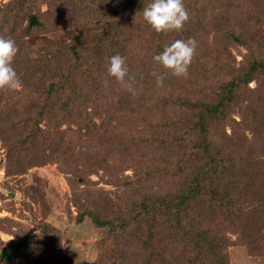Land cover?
Returning <instances> with one entry per match:
<instances>
[{
    "label": "trees",
    "instance_id": "1",
    "mask_svg": "<svg viewBox=\"0 0 264 264\" xmlns=\"http://www.w3.org/2000/svg\"><path fill=\"white\" fill-rule=\"evenodd\" d=\"M142 1L144 3L140 6ZM147 1L131 0L123 9L113 10L111 14L109 11L100 12L101 15H96V18H91V12L83 8L73 25L75 30L66 32L65 27L64 30L59 27L55 37L47 40L48 49L44 54L27 49L22 36L12 35V39L21 41L23 47L16 53L27 69L17 74L21 75V81L26 79L41 86L42 90L37 92L33 106H40L49 116L52 126H48V131L59 133L58 136H44V151L39 156L41 162L58 160V148H64L66 154L73 152L74 147H70L73 138L80 139L83 132L90 133L97 126L92 120V113L102 115L105 120H102L100 127L106 125L110 129L109 122L113 116H110L112 96L107 87V82H110L108 78L113 80V84L118 82L125 86L114 76L103 78L94 64L104 55H109V58L116 54H110L107 50H113L117 42L121 46L125 42L128 44L131 37L140 34L145 27L129 23L133 28L130 30L128 27L127 39L121 41L122 35L118 37L115 33L119 25L113 20L116 16L120 23L125 18L127 25L134 14H142ZM216 1L219 2L198 0L196 3L203 8ZM136 3L138 10H131ZM22 5L21 0L0 4V32L5 28L12 31L16 24L19 25L18 21L24 19L28 23L22 29V34L39 24L44 26L42 18L32 15L27 6ZM213 15L210 19L205 18L203 26L214 25V30L218 31L228 19L223 18L222 14ZM32 16L35 20L30 24ZM188 16L179 30L158 32L160 51L177 39L192 37L196 40L186 76L173 75L171 69L153 61L155 67L149 69L139 65L135 78L129 80L128 73L125 77L127 83L133 81L132 84L138 88L143 83L146 92L153 90L159 93L163 104H169L180 112L181 118L173 122L175 129L172 133H167L164 126H169L161 123L156 125L158 127L151 135L143 136V141L139 143L142 147L151 148L155 157L157 150L167 153L172 149L177 154L171 155L172 167L157 168L153 162V168L144 166L135 169L134 176L127 177L129 179L125 185L131 186L128 187L127 196L133 197L134 201L139 200L138 206L131 203L127 210L117 208L118 212L109 213L115 218L103 213L105 207L98 200L83 204L78 202L85 208L78 221L87 215L94 224L106 228L108 234L103 243L110 241L118 247L119 256L124 261L121 264H158V261L160 264H227L226 250L230 240L226 232L237 233V236L244 238L254 233V227L260 220L264 225L259 215L263 210L253 208L251 197L246 199L248 192L264 190V53L256 54L252 46L241 38L238 42L247 50L242 63H236L230 53L227 54L226 48H220L219 41L214 44L218 48H212L213 53L209 52L208 57L207 54H198L199 43L195 36L202 27V19L199 14L189 13ZM102 19L105 21L102 22ZM144 25L149 27L146 22ZM230 33H224L228 41L235 37ZM0 35L4 36L2 33ZM146 40L143 38V42ZM95 52L98 57L93 54ZM157 71L163 76L161 85L155 82ZM252 81L255 85L250 87ZM112 90L116 88L112 86ZM233 110L238 114V120L232 116ZM64 118L75 121L76 130L59 128L58 132L53 120L62 124L67 121L62 120ZM118 127L111 126L112 131ZM227 128L230 129L229 133L226 132ZM107 133L105 129L99 135L104 137ZM37 137V134H32L31 146L38 142ZM22 142L28 144L25 139ZM103 149L105 151L106 146ZM10 151L14 159L15 143L10 146ZM77 154L84 155V158L72 162L81 171L103 165L104 159L113 157L93 156L80 150ZM30 157L33 158L29 160L25 155L23 159L34 163L37 156ZM23 159L15 161L19 165L24 163ZM112 177L113 184L119 183L115 174ZM78 179L83 181L82 176ZM125 251L128 255L124 254ZM111 263L116 264L114 261Z\"/></svg>",
    "mask_w": 264,
    "mask_h": 264
},
{
    "label": "rangeland",
    "instance_id": "2",
    "mask_svg": "<svg viewBox=\"0 0 264 264\" xmlns=\"http://www.w3.org/2000/svg\"><path fill=\"white\" fill-rule=\"evenodd\" d=\"M129 1L131 0H21L24 5L22 6H27L28 12L43 19L44 26L39 24L22 34V29L28 23V20L24 19L18 21L19 25L16 24L12 31L5 28V31L0 33L4 34L2 37L5 38L20 35L24 38V46L27 49L44 54L48 49L47 40L55 37L59 27H62V30L65 27L66 32L75 30L73 25L83 8L91 12V18H96V15H101L100 12L109 11L111 14L113 10L123 9ZM197 1L182 0L188 14H199L202 19V27L195 36L199 43V49L196 51L198 54H207L208 57L209 52L213 53L212 48H218L214 44L219 41L220 48H226L227 54L230 53L236 63H242L247 50L238 42L241 38L245 39L244 42L248 46H252L256 54L264 53V0H219L203 8H200ZM11 2L12 0H0L3 5ZM149 2L150 0L146 4ZM142 3L144 2L142 1L140 6ZM137 7L138 3L133 5L131 10ZM213 14H222L223 18L228 19L218 31L214 30V25L203 26L206 19H210ZM115 19L114 23L119 25L115 33L118 37L122 35L121 41H126L128 27L130 30L133 28L129 23L136 27H145L140 30L139 35L131 37L128 44H122L123 48L117 42L113 45L114 51L107 50L110 54L119 53L124 58L128 55L125 60L128 77H136L139 65L149 69L155 67L152 57L161 52L158 44L159 33L150 25L146 28L148 25H144L142 14H134L132 21H128L127 25L125 18L120 23L118 17L115 16ZM104 21L102 19V22ZM226 31H230L235 37L226 40ZM143 38L147 40L143 42ZM12 40L17 49L21 50V41H15L14 38ZM93 54L99 56L96 52ZM96 56L93 58L96 59ZM108 56L104 55L103 59L94 64L103 78L110 76L107 72ZM11 66L16 73L27 70L18 58V53L13 56ZM157 75L161 74L157 71ZM17 76L20 81L18 88H0V264H112L111 261L121 264L124 261L119 256L118 247L113 246L110 241L103 243L108 230L94 224L92 218L87 215L78 221L80 215L85 213V208L80 203L98 200L97 202H102L105 207L103 213L110 218H115L109 213L118 212L117 208L127 210L131 203L137 207L139 200L134 201L133 197L127 196L128 187L131 188L125 185V181L129 179L127 177L134 176L138 167L153 168V162L157 168L170 169L173 163L171 155H177L172 149L167 153L157 150L155 157L151 148L142 147L139 143L143 141V136L151 135L158 127L156 125L161 123L169 126H164L167 133H172L175 129L173 122L181 118L180 112L169 104H163L159 93L156 94L153 90L144 91L143 83H140L138 88L132 81V87L136 90L133 95L127 88L118 82L113 84V80L108 78L110 82H107V87L112 96L110 116H113L109 122L110 129L106 128V125L100 127L104 117L92 113V120L97 126L90 133L83 132L80 139L73 138L70 145L74 147L73 152L66 154L64 148H58V160L41 162L39 156L44 151V136H58L59 133L55 130L48 131V126H52L48 120L49 116L40 106H33L38 97L37 92L42 90L41 86L26 79L21 81V75ZM254 85L253 81L249 83L250 87ZM112 86L116 88L115 91ZM177 91L178 89L174 92L175 96ZM235 110L231 114L238 120L239 116ZM62 120L67 121L61 124L53 120L58 132L59 128L76 130L75 121L66 118ZM113 125L119 127L112 131ZM105 129L108 135L102 137L99 134ZM229 130L227 128L226 132L229 133ZM32 134L38 135V142L33 146L29 144ZM24 139L28 144L22 142ZM12 143L16 144L14 159L10 151ZM103 146L107 148L105 151ZM78 150L89 152V155L93 156L113 157L104 159L103 165L87 167L81 171L72 162L75 159L79 162L84 158L83 153L77 154ZM25 155L29 160L33 158L31 155L37 156L34 159L36 161L32 163L27 158L23 159ZM21 158L24 163L18 165L15 160L20 161ZM106 165L110 167L107 168ZM114 174L119 183H112ZM79 176L83 177L82 182L78 179ZM250 197L253 199V208L263 210L259 215L264 220V190L250 191L246 199ZM259 199L263 204H258ZM260 223L255 225L254 233L244 238L237 236V233L226 232L230 240L226 250L227 264H264V225L262 220ZM126 251L128 253V250ZM126 251L124 254L128 255Z\"/></svg>",
    "mask_w": 264,
    "mask_h": 264
},
{
    "label": "clouds",
    "instance_id": "3",
    "mask_svg": "<svg viewBox=\"0 0 264 264\" xmlns=\"http://www.w3.org/2000/svg\"><path fill=\"white\" fill-rule=\"evenodd\" d=\"M142 17L156 32L179 30L189 18L182 0H150L142 10ZM196 43L192 37L186 40H174L165 45L161 52L154 54L152 59L162 67L171 69L173 75L186 76ZM17 51V46L11 38L0 36V88L16 89L20 86L17 73L11 66L13 56ZM107 72L117 81L122 82L131 94H136L132 84L125 81L128 67L125 58L119 53L108 58ZM153 75L156 74L153 73ZM128 79L130 80L131 77ZM155 82L161 85L163 76L156 75Z\"/></svg>",
    "mask_w": 264,
    "mask_h": 264
},
{
    "label": "water",
    "instance_id": "4",
    "mask_svg": "<svg viewBox=\"0 0 264 264\" xmlns=\"http://www.w3.org/2000/svg\"><path fill=\"white\" fill-rule=\"evenodd\" d=\"M34 20H35V18L32 16V17L30 18V24H32V23L34 22Z\"/></svg>",
    "mask_w": 264,
    "mask_h": 264
}]
</instances>
